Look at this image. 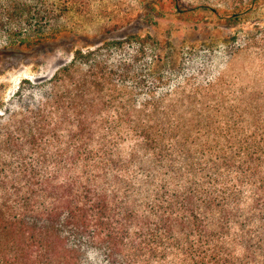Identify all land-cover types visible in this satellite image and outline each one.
<instances>
[{"label": "trees", "instance_id": "16d2710c", "mask_svg": "<svg viewBox=\"0 0 264 264\" xmlns=\"http://www.w3.org/2000/svg\"><path fill=\"white\" fill-rule=\"evenodd\" d=\"M61 12L0 0V47L54 38ZM156 44L78 50L0 100V264H264V115L197 137L142 65Z\"/></svg>", "mask_w": 264, "mask_h": 264}, {"label": "rangeland", "instance_id": "374dc122", "mask_svg": "<svg viewBox=\"0 0 264 264\" xmlns=\"http://www.w3.org/2000/svg\"><path fill=\"white\" fill-rule=\"evenodd\" d=\"M48 2L62 11L54 38L32 48L0 47V100L22 80L51 79L78 50L150 37L157 44L142 65L154 68L170 98L193 102L181 112L196 118L194 135L241 132L263 117L264 0ZM107 57L114 63L120 55Z\"/></svg>", "mask_w": 264, "mask_h": 264}]
</instances>
